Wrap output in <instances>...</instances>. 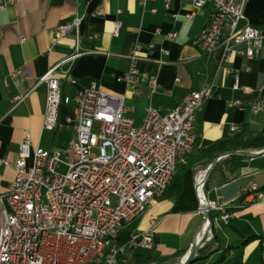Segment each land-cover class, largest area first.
<instances>
[{"label":"crops","instance_id":"0c3cea01","mask_svg":"<svg viewBox=\"0 0 264 264\" xmlns=\"http://www.w3.org/2000/svg\"><path fill=\"white\" fill-rule=\"evenodd\" d=\"M99 10L103 13L98 14ZM211 14L210 6L198 8L188 0H171L169 8L164 0H150L145 5L142 0H13L0 9V191H7L14 180L20 145L28 135L32 152L36 147H62L75 137V103L60 107L55 130L44 129L48 87L44 82L35 84L71 53L70 45L76 40L74 31L57 41L56 27L80 16L82 46L100 52L85 54L73 63V82L63 83L66 95L74 96L96 83L107 93L124 96L139 126L149 107L166 114L190 92L205 87L212 90L197 114L193 152L178 164L168 194L152 205L138 226L146 230L151 219H156L153 249L118 241L117 246L124 249L117 264H133L148 253L163 258L183 253L182 260L186 258L205 222L197 175L217 159L204 193L225 205L233 217L228 223L214 221L211 237L217 238L213 244L211 238L201 246L200 250L211 245L202 255L213 251L201 259L202 264H264V197L255 199L251 191L256 185L264 194V108L253 111L264 98V46L252 59L235 55L230 62L222 60L223 49L211 55L203 53L193 39L207 28ZM245 14L264 34V0H248ZM117 22L120 28L115 34ZM171 33L176 36L170 37ZM138 44L136 68L140 76L131 82L120 80L132 69L131 55ZM18 69L28 71L32 80L18 85L10 75ZM151 77H156L158 89L150 84ZM19 94L28 96L15 105L13 97ZM233 127L239 131L234 132ZM240 133L243 143L237 149L229 147L207 166L197 162L193 176L181 177L180 165L201 159V151ZM234 150L255 155L227 154ZM242 197L243 202H238Z\"/></svg>","mask_w":264,"mask_h":264},{"label":"built area","instance_id":"2783aa9c","mask_svg":"<svg viewBox=\"0 0 264 264\" xmlns=\"http://www.w3.org/2000/svg\"><path fill=\"white\" fill-rule=\"evenodd\" d=\"M148 1L142 0L143 5ZM188 1L195 7L212 9L207 28L193 39L203 53L211 55L223 49L222 60L230 62L235 55L252 59L263 48V31L253 26L245 14L248 0ZM11 2L0 0V9ZM170 3L171 0H164L166 8ZM82 20L76 16L56 27L57 41L74 31L76 40L70 45L71 53L51 66L35 84L44 82L48 87L44 129L55 130L60 107L75 103V137L62 147H36L33 152L29 135L21 143L15 178L7 191H0V264H79L97 257L108 236H116L118 242L122 234L118 232L120 223L131 218L143 201L151 200V195L168 188L171 167L179 154L196 143L197 114L212 93L210 87L190 92L183 103L166 114L149 107L139 126L124 96L107 93L96 83L74 96L64 93L63 83L73 82L70 76L73 63L85 54L100 52L82 46L78 35ZM119 28L117 22L115 34ZM169 36L175 37L176 33ZM25 40L21 36V41ZM140 48L138 44L131 55L132 69L120 80L131 82L139 78L136 64ZM10 75L18 85L32 80L28 71L22 69ZM150 84L159 88L156 77L150 78ZM28 94L14 96V104L24 101ZM262 108L264 98L253 111ZM232 130L238 132L239 128ZM207 169L200 171L196 179L200 210L203 213L207 207L216 213L214 221L228 223L233 214L204 193ZM251 191L255 199L264 197L256 185H252ZM156 225L153 218L148 229L131 232L127 245L153 249ZM123 249L116 244L110 264L118 263V254Z\"/></svg>","mask_w":264,"mask_h":264},{"label":"trees","instance_id":"16d2710c","mask_svg":"<svg viewBox=\"0 0 264 264\" xmlns=\"http://www.w3.org/2000/svg\"><path fill=\"white\" fill-rule=\"evenodd\" d=\"M242 143H243V133H240L239 135L234 136L230 139H226L224 141H221L219 143H215V144L211 145L205 151H201V155H202L201 159H198L196 157V159L194 160L195 162L194 161H193V163L188 162V163H184V164L179 166L180 172L182 173L181 177L187 178V177L193 176V174L195 173L197 162H201V164L207 166L208 164H211L212 162H214L219 154L229 151L230 150L229 147L232 146V147H234V149H237ZM190 154H188L184 159H187ZM184 159H182L181 161H183ZM172 184H175V181L172 182ZM170 188H171V185H170ZM168 192H169V190L166 191V195L168 194ZM243 200L244 199L242 197L238 200V202L242 203ZM215 215H216L215 212L211 213L213 221H214ZM134 227L135 226H129L128 228H126V230H122L121 231L122 234L119 237L118 241L120 243L126 242L129 239L131 232H133ZM216 238H217L216 235L214 236V238H212V240H211L212 244H213V242H215ZM219 247L220 246L218 245V248ZM207 248L210 249L211 245L210 244L206 245L205 248L201 249L197 258L195 259V261L207 258V256H209L211 254V252H213V251H209L206 253V255H202V252H204ZM175 256L183 257V253H177L176 255H173L171 257H165V258L157 257V256L153 255L152 253H148V254L144 255L143 257L136 259V261L133 264H158V263L167 262L170 259L174 258Z\"/></svg>","mask_w":264,"mask_h":264},{"label":"bare ground","instance_id":"6f19581e","mask_svg":"<svg viewBox=\"0 0 264 264\" xmlns=\"http://www.w3.org/2000/svg\"><path fill=\"white\" fill-rule=\"evenodd\" d=\"M194 148H195V143L187 147V149L181 151V153L179 154V157L176 159L175 163L171 167V177L168 188L171 185L174 176L176 175L178 163L182 159H184L188 154L192 153ZM168 188L162 189L156 192V194L151 195V200L143 201V204L137 207V211L133 213L131 218L118 225V232H121L127 226H129L130 224L138 220L141 216H143V214L146 212L148 208L151 207L154 201L166 193ZM115 247H116V236H108L107 240H103V244L101 245V248H99L98 250L97 257H91L90 259L82 260L79 264H110V260L112 259V255Z\"/></svg>","mask_w":264,"mask_h":264},{"label":"water","instance_id":"95a60500","mask_svg":"<svg viewBox=\"0 0 264 264\" xmlns=\"http://www.w3.org/2000/svg\"><path fill=\"white\" fill-rule=\"evenodd\" d=\"M227 154L244 155V156L255 155L253 153H249V152H245V151H238V150L230 151ZM217 161H218V159L208 167V169L206 171V179L208 178L210 171L213 169V167ZM203 210H204L203 214H204L205 222H204V224L200 230V233H199L200 238L197 237V239L194 241L189 254L186 256V258L182 261L181 264H192L195 261V259L197 258L201 246L212 238L211 232L214 229V221L212 219L210 210L207 209V207H204ZM205 224H207L206 227H205Z\"/></svg>","mask_w":264,"mask_h":264},{"label":"rangeland","instance_id":"374dc122","mask_svg":"<svg viewBox=\"0 0 264 264\" xmlns=\"http://www.w3.org/2000/svg\"><path fill=\"white\" fill-rule=\"evenodd\" d=\"M165 196H166V193H165L163 196L157 198V199L154 201V203H156L157 201L163 199ZM154 203H153V204H154ZM153 204H152V205H153ZM152 205H151V207H152ZM151 207H150V208H151ZM150 208H148L144 214H146L147 211H148ZM144 214H143V216H144ZM143 216H141L138 220H136L135 222H133V223H132L131 225H129V226H135V227L133 228L134 230L138 229V226H139V224H140L141 219L143 218ZM129 226H128V227H129ZM128 227H126V228H128ZM126 228H125L124 230H126ZM134 230H133V231H134ZM182 261H183V260H182V257H180V256H175L174 258L170 259V260L167 261V262L158 263V264H181ZM202 262H203L202 260H198V261L193 262L192 264H202Z\"/></svg>","mask_w":264,"mask_h":264}]
</instances>
